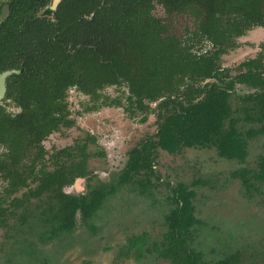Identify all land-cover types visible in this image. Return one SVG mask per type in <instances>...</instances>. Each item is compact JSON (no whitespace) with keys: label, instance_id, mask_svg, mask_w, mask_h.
<instances>
[{"label":"rangeland","instance_id":"1","mask_svg":"<svg viewBox=\"0 0 264 264\" xmlns=\"http://www.w3.org/2000/svg\"><path fill=\"white\" fill-rule=\"evenodd\" d=\"M152 12L167 23L168 33H183L185 25L191 23L186 16L174 17L172 21L166 18L167 13L160 4ZM136 18L133 16L127 23L134 20L135 27ZM250 33L239 38L237 49L223 56L224 66L235 67L256 54L258 46L264 42V28H254ZM203 45L210 48L208 42ZM245 91L241 89L240 93ZM102 95L108 96L109 101L125 100V95L115 86L106 88ZM101 101L102 97L93 101L77 90L70 91L69 109L76 123L45 139L44 157L51 156L56 148L87 141L86 169L95 170L105 182L116 183L127 161V151L156 132L157 118L151 113L142 122L141 116L132 117L123 107L101 105ZM233 102L234 106L246 104L236 98ZM260 126L259 122L246 120L239 123L243 131ZM92 136L97 137V142L90 139ZM5 150L0 147L1 155ZM29 154L33 160L42 153L40 149L31 148ZM263 155L264 133L249 140V156L243 163L222 158L215 147L182 148L175 153L159 148L156 169L162 180L153 176L148 188L150 194L140 193L137 183L121 186L89 219L93 227L84 222L78 212L75 228L63 230L59 235H51L49 218L58 214L66 221L71 209L68 201H60L58 186L47 188L46 184L29 179L28 185L9 194L8 179L2 172L0 190L8 194L3 198L7 199L9 215L0 221V264H171L147 251L139 257L138 252L126 247L135 235L146 236L149 244L162 237L166 228L164 218L171 208L166 197L180 182L196 193L193 201L201 221L194 230L196 246L204 250L208 264H264V180L251 177L259 188L249 189L236 174L244 167L252 171L259 169ZM53 169L52 165L48 167V170ZM87 184L86 180L78 187L74 183L65 186L63 192L86 193L97 186L94 180ZM38 189L43 193H38ZM14 211L17 214H13ZM39 211H46L50 226H44L40 219L23 220V215L27 218L31 212L35 215ZM233 254L236 259L230 258Z\"/></svg>","mask_w":264,"mask_h":264},{"label":"trees","instance_id":"2","mask_svg":"<svg viewBox=\"0 0 264 264\" xmlns=\"http://www.w3.org/2000/svg\"><path fill=\"white\" fill-rule=\"evenodd\" d=\"M156 4L164 7L170 20L189 18L191 25H185L186 37L163 35L169 28L153 14ZM90 13L91 19L85 18ZM134 15H137L135 27L134 20L127 23ZM256 26H264V0H63L57 20L49 22L33 17L28 31L22 32L17 42L15 39L14 43L0 45V71L21 70L8 82V97L21 110L11 115L0 104V143L9 147L12 156H18L23 147L40 144L62 124H71L65 101L66 89L71 84L95 93L121 77L144 86L143 80L168 77L170 72L193 80L215 77L224 81L221 55L235 48L237 38ZM7 35L2 33L0 37ZM130 39L143 43L148 54L154 56L155 67L131 66L136 55L124 43L131 42ZM205 39L212 42L213 49L205 53L191 51ZM263 51L240 64L239 70H245L238 76L242 82L263 84L260 70L264 69ZM190 109L184 113L197 120ZM169 123L168 128L176 129ZM177 129L182 131V126ZM192 129L198 131V123ZM2 161L8 159L0 156ZM66 169V165L53 170L33 166L30 178L45 183L47 188L57 184L61 187ZM26 179L27 175L22 176L14 186H21ZM184 209L186 212L176 218L169 231L175 243L168 248V256L172 264H208L199 252L186 245L184 231L193 225L194 218L188 207ZM5 211L0 204V213L3 215ZM67 216L70 218L71 213Z\"/></svg>","mask_w":264,"mask_h":264},{"label":"flooded vegetation","instance_id":"3","mask_svg":"<svg viewBox=\"0 0 264 264\" xmlns=\"http://www.w3.org/2000/svg\"><path fill=\"white\" fill-rule=\"evenodd\" d=\"M62 1L63 0H0V35L2 33L3 35L8 34L5 38L0 37V45L6 42L14 43L15 39L17 42L21 33H26L28 31L29 20L33 17L44 19L49 22L57 20L58 8ZM92 16L93 13L89 15L85 14V18L88 19H91ZM254 28H264V26H256ZM253 29L247 31L242 36L249 34ZM163 35H182L186 37L187 33L186 29H184L183 33L165 32ZM242 36L237 38L238 45L235 48L221 55V70L225 69L223 72L226 74L224 76V81L215 77L193 80L185 76L180 77L176 72H170L168 77H153L150 80H143V83H145L144 86L137 82L136 86L130 79L127 80L121 77L114 83L104 85V87L98 89L95 93H87L80 89L77 84L69 85L66 89L65 101L68 111L67 118L72 121V123L69 125L62 124L59 129L53 130L48 136L64 128H71L76 123V120L72 117L68 102L69 93L73 90H77L79 93L88 96L93 101H98L102 97V101L99 102L101 105L123 107L130 116L134 117L136 114L137 116H141L140 121L142 122L148 119L149 114H155L157 118L156 132L153 133L151 137L142 139L136 146L127 151V161L116 183L105 182L100 179V175L98 176L95 170L90 171L86 169V157L89 147V142L87 141L78 144L74 143L73 145L58 149L56 148L51 153V156L47 158L44 157V155H46V149L43 144L48 136L45 137L40 144L27 146L26 148L23 147L18 156H12L9 147L4 143H0V147L2 146L6 149L2 155L0 153V156H5L6 159H8V162H0V173L5 172V178L8 179L9 192L7 191V193L18 192L19 189L28 185V180L32 179L30 178V174L33 166L36 167V169L42 168L48 170V167L51 165L54 168L66 165V180H64L61 187L58 185V187H60L58 194L60 196V201H68L71 209V216L70 218L67 217L66 221H64V217L58 214L49 218V221L52 222L51 227L53 234L51 233V235L56 233L59 235L63 230L75 228L78 212L81 214V219L88 223L90 227H93V223L91 221L89 222V219L102 207L105 199L116 194L118 188L121 186L127 184L136 185L137 183L138 187L141 188L140 193L150 194L148 188L152 185L153 176H157L159 180H162L156 169L157 150L159 148L169 153H175L182 148L215 147L222 158L237 160L241 163L246 162L249 156V140L264 133V69H260L263 81L261 85L253 84L248 81L242 82L238 76L244 73L245 70L241 69L240 71L239 66L243 61L249 58H256L259 53L264 50L262 47L264 42L260 43L258 46L259 50L255 55L246 58L235 67L224 66L222 61L223 56L240 46L239 38ZM129 41H131V39ZM207 42L210 44V48L208 49H213L212 42L205 39L201 43L194 45L191 51L197 53L207 52L208 49L204 48L203 45ZM124 43L128 51L136 55V61L132 62L131 66L136 65L143 68L147 66L155 67V63L152 65L154 56L148 54L149 50L144 47L143 43H138L136 40L133 42L124 41ZM6 71H12V73L6 78V91L4 96L0 99V104L5 106L8 113L15 115L20 112L21 108L16 106L12 99L8 97V82L12 75L19 74L21 70L13 68L6 69L0 71V75ZM135 80L137 81V78ZM227 82H230V84H228L229 86L226 85ZM111 86H115L116 89L120 90L122 95H125V100L122 98L121 100L109 101L108 96H103L102 92ZM122 88H124V91H122ZM241 89H245L246 91L240 93ZM209 97H211V100H208ZM234 98H236L238 102H245L246 104L242 106L237 104L234 106ZM191 105L194 106L190 109ZM188 108L193 111V115L197 116V120H195L192 115L184 113L187 112ZM138 112L142 115L138 114ZM179 116H182V118L177 126ZM185 116L187 117L186 120ZM243 120L259 122L261 126L257 129L250 127L243 131L239 127V123ZM169 122H171L176 129L168 128L167 126L170 125ZM194 122L198 123L199 132L192 129L195 125ZM179 126H182V131L177 129ZM90 139L94 143L97 142V137L95 136L90 137ZM31 148L40 149L42 154L30 160L29 153ZM28 161H30L31 164ZM56 161L58 163L55 164ZM36 162L37 164L35 166ZM259 164L260 168L257 170L255 169L252 171L244 167L236 172V174H239V176L243 178L245 186L249 189L257 190L259 188L251 181V177L259 181L264 180V155ZM26 175L27 179L24 184L19 187L14 186L17 181L22 180V176ZM109 176H111V172ZM84 180H86V185H88L87 183H92L94 180L97 186L92 190H88L86 193L63 192L65 186L76 183L78 187L79 183ZM33 181H38V183H40L38 179ZM7 193L6 191L0 190V204H3V207L6 208L3 215L0 213V221L8 218L9 215L6 205L7 199L3 198L5 194L8 195ZM34 193L36 194V190ZM38 193H43V191L38 189ZM62 194L65 196H62ZM195 195V191L189 189L185 183H178L171 189V194L166 197L171 203V208L164 218V225L166 228L162 237L149 244V239L146 238V236L135 235V237L130 238V243H127L128 246L126 248L129 250L132 248V250L138 252L140 254L138 255L139 257L143 256V253L147 251L154 254L156 258L168 260L172 264V259L168 256V248H170L172 242H175L174 239H171L172 233H169V231L174 227L176 218L184 214L186 212L184 208L188 207L194 221L193 225H189L184 231L186 245L189 249L192 247L195 251L199 252L200 258L204 262H207L204 258V250H200L196 246L194 230L201 221L196 215V208L193 201ZM60 209H62V206H60ZM34 213L35 212H31L30 215L28 214L27 218L23 215V220L40 219L44 226L49 225L46 211H39L35 215ZM13 214H17V212L14 211ZM185 218L188 219L187 216H185ZM230 258L236 259V256L233 254ZM83 264H89V262Z\"/></svg>","mask_w":264,"mask_h":264},{"label":"water","instance_id":"4","mask_svg":"<svg viewBox=\"0 0 264 264\" xmlns=\"http://www.w3.org/2000/svg\"><path fill=\"white\" fill-rule=\"evenodd\" d=\"M17 72V71H13ZM12 73V71H6L0 75V99L4 96L6 91V78L7 76Z\"/></svg>","mask_w":264,"mask_h":264}]
</instances>
